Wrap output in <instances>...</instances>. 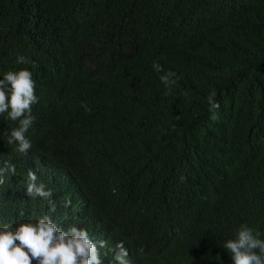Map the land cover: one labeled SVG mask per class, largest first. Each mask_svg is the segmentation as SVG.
<instances>
[{"label":"trees","instance_id":"trees-1","mask_svg":"<svg viewBox=\"0 0 264 264\" xmlns=\"http://www.w3.org/2000/svg\"><path fill=\"white\" fill-rule=\"evenodd\" d=\"M24 68L32 147L0 114V228L47 214L106 241L103 264L120 242L129 264H233L240 225L264 240V0H0V79Z\"/></svg>","mask_w":264,"mask_h":264},{"label":"clouds","instance_id":"clouds-1","mask_svg":"<svg viewBox=\"0 0 264 264\" xmlns=\"http://www.w3.org/2000/svg\"><path fill=\"white\" fill-rule=\"evenodd\" d=\"M16 62L27 64L28 60L21 55ZM152 67L157 73H163L160 80L167 90L165 94H171L178 82L177 74L164 71L162 65L155 61ZM35 88L32 73L27 68L9 70L0 79V114L6 113L8 120L18 122V127L13 128L8 137V144L16 145V151L20 153H27L32 147L25 134L36 119L32 115V105L38 103L39 99L35 95ZM216 95L212 91L207 97L208 111L213 121L219 119L220 105L215 99ZM81 106L85 111H91L87 105ZM15 173V165L5 161L4 166L0 167V183H4V177ZM26 193L32 198L47 200L50 211L55 212L51 189H47L43 182H38L35 171L31 169L27 173ZM70 204V200H64L65 208ZM234 235V239L224 243V248L231 253L233 264H264V240L259 238V231L242 224ZM106 243L104 240H95L82 227L73 225L64 230L45 214L37 217L35 222H20L15 228L11 224H4L0 228V264H103L100 250L105 248ZM111 252L109 264H129V253L123 242ZM107 255L103 253L104 257Z\"/></svg>","mask_w":264,"mask_h":264}]
</instances>
